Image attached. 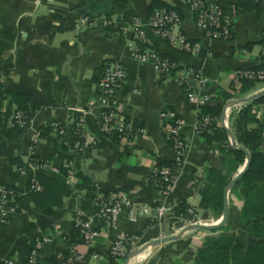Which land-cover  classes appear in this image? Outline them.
I'll return each mask as SVG.
<instances>
[{
    "label": "crops",
    "instance_id": "0c3cea01",
    "mask_svg": "<svg viewBox=\"0 0 264 264\" xmlns=\"http://www.w3.org/2000/svg\"><path fill=\"white\" fill-rule=\"evenodd\" d=\"M239 2L219 0L224 16L232 21V39L224 42L205 36L186 0H0V185L15 187L22 195L19 213L5 211V222H0V264L6 258L24 262L35 240L54 231L73 235L79 220L97 215L96 198L113 193L126 194L153 208L165 206L172 212L161 226L148 218L131 224L125 215L115 232L100 224L105 236L89 246L75 244L76 264H196L197 253L212 231L187 230L183 226L184 207L191 198L199 207L200 191L209 169L227 176L233 163L221 152L220 144L207 143L195 133L197 113L175 76H161L151 64L135 60L129 45L133 43L141 52H156L180 67L202 69L209 79L213 104L223 105L220 126L224 128L225 121L228 129H224L233 133V116L252 101L234 104L236 99L225 103L223 94L229 93L236 71L264 72V0ZM155 3L180 15L183 33L200 46L197 54L172 48L147 26ZM136 19L145 24L146 45L132 33L131 25ZM106 62L119 63L127 70V80L117 94L119 109L126 120L146 130L145 135L135 137L129 144L115 143L97 131L101 95L98 78L100 67ZM261 91L264 83L248 97ZM11 94L30 99L28 124L20 130L8 127L4 121L9 110L17 109L11 103ZM227 105L231 108L225 119ZM74 109L83 113L75 114ZM165 110L183 118L182 134L189 147L176 183L168 193L149 183L159 163L175 159L159 119ZM254 113L264 128V104L256 107ZM81 116L89 138L84 151L78 152L71 128L75 118ZM55 126L67 129L61 135ZM228 139L231 143L229 135ZM236 146L241 148L237 142ZM261 148L264 151V135ZM62 149L67 150V159L59 156ZM32 152L35 160L49 167L29 166ZM20 169L24 172L19 173ZM78 174L91 179L90 189L80 187ZM37 176L57 181L67 192L60 208L33 203L27 190L30 179ZM230 193L226 226L237 228L241 224V201L232 200ZM245 194L241 188L239 195ZM212 218L210 213L201 211V221ZM184 231L178 240L153 245ZM121 235L139 236L145 250L128 261H113L111 244ZM68 251L67 242L56 239L41 252L40 264L59 260Z\"/></svg>",
    "mask_w": 264,
    "mask_h": 264
},
{
    "label": "built area",
    "instance_id": "2783aa9c",
    "mask_svg": "<svg viewBox=\"0 0 264 264\" xmlns=\"http://www.w3.org/2000/svg\"><path fill=\"white\" fill-rule=\"evenodd\" d=\"M186 4L193 13L196 24L205 36L212 41H230L232 39V21L226 19L219 0H186ZM144 23L136 19L131 30L136 39L147 44L148 39L144 29ZM147 26L152 29L157 36L167 42L172 48L179 49L186 53L197 54L200 51L198 43L190 41L182 31V20L180 15L174 10L158 9L150 15ZM132 57L140 63L151 64L154 71L164 77L175 76L177 82L184 89L187 101L195 109L198 114L202 107H207L212 103L209 94V79L202 69L194 67H180L176 63L161 58L156 52H141L131 43L129 45ZM100 72V71H99ZM128 77L127 70L119 63L106 64L103 71L99 73L98 85L100 88V112L97 118V131L103 136H118L121 143L129 144L135 137L145 135L146 130L136 127L132 122L125 119L120 112V105L117 98L119 90L123 87ZM243 80L264 81V72L254 70H239L232 77V85L230 91L237 94L240 90ZM230 105L225 108V119L229 117ZM75 114H82L80 109H74ZM159 119L163 131L173 148L175 159L174 169L163 168L155 169L151 175L155 185L163 192L168 193L174 187L177 174L183 167L188 151V144L183 138L182 129L185 125L183 118L176 112L165 110L160 113ZM28 118L20 112H14L7 120V126L11 128L23 129L28 124ZM220 123L218 120L210 118L196 119L195 133L201 136L204 133L212 131L213 124ZM85 118H78L76 131L74 133L77 143L75 149L84 151L86 148V140L89 138L85 131ZM222 126L228 129L227 124L223 121ZM55 129L64 134V129L55 126ZM40 133L37 136L40 137ZM34 150V148H33ZM29 166L33 169H47L49 166L45 163L34 159L33 152L29 157ZM20 173L24 170L20 169ZM69 173V172H68ZM71 175V173H69ZM28 193L41 192L36 177L29 181ZM15 196L21 199L22 195L18 190L15 194L13 191L0 185V222L4 223L5 211L16 214L20 211L19 205H11L14 203ZM191 198L184 209L186 219L183 221L184 227L193 225H216L219 220L214 217L209 221L203 222L200 219L201 211L194 205ZM97 215L85 220H79L76 228L80 231L82 244L89 246L97 238L105 236L100 230V224H104L111 231L115 232L119 227V221L123 215L131 224H136L142 218L150 219L152 224L161 226L166 222L171 208L161 206L153 208L149 205L140 203L129 198L123 193H113L109 195H101L96 198ZM56 239H62L67 242L66 235L61 231H54L52 234L46 235L35 240L29 254L24 262L15 261L6 258L2 264H40V255L43 249L52 244ZM143 248L142 240L139 236L121 235L113 239L110 253L113 261L127 259L130 253L139 251ZM78 260L76 245L69 246L68 259L66 264H76Z\"/></svg>",
    "mask_w": 264,
    "mask_h": 264
},
{
    "label": "trees",
    "instance_id": "16d2710c",
    "mask_svg": "<svg viewBox=\"0 0 264 264\" xmlns=\"http://www.w3.org/2000/svg\"><path fill=\"white\" fill-rule=\"evenodd\" d=\"M245 1L248 0H240L239 4H243ZM157 4L155 3L151 6V12L158 9L170 10L166 6L158 7ZM262 44L264 46V38ZM163 59L175 63L169 58L163 57ZM106 64L109 63H104L100 67L101 71H103ZM254 71L263 72L260 69H255ZM263 83L264 81L243 80L241 88L237 94H232L231 91H229V93H224L223 100L226 103L229 100L247 98ZM10 96L13 99L11 100V103L17 106V109L14 112L23 113L28 118L29 97L17 94H11ZM263 104L264 96L248 103L239 113L233 116L232 131L235 140L241 148L246 149L249 152L252 158V163L248 172L237 183V185H235L230 193L232 194L236 192L237 197L241 201V224L237 228L225 226L219 230L212 231V235L207 238L205 244L197 253L196 264H264V151L261 148L264 128L259 125L258 119L254 113V109ZM14 112L9 110L4 115L6 125L8 118ZM222 112L223 105H214L212 101L209 106L202 107L199 110L197 117L198 119L207 117L220 121ZM77 122L78 118L76 117L74 125L71 128L73 133H75L77 129ZM60 127L65 130L67 129L64 126ZM108 137L115 143L120 142L118 136ZM201 137L204 138L207 143L220 144L221 152L227 155L233 163L229 175L227 176L223 172L217 171L214 168L209 169L205 184L200 191L201 201L198 208L210 213L216 220H219L224 212L225 188L229 180L238 173L241 167L244 166L246 155L241 151L232 149L228 139V131L222 128L219 122L213 124L211 132L204 133ZM58 154L62 159L68 158L67 150L65 149L59 150ZM69 159L71 160L72 158ZM163 168L174 169V162L162 161L155 169L161 170ZM77 178L82 182L80 185L81 188H91L92 182L88 176L78 174ZM36 179L41 187V192L29 193L33 203L39 207L53 206L60 208L62 206L63 198L67 196V192L63 187L53 179L42 176H37ZM149 183L155 185L152 178H150ZM3 187L13 191L15 194L18 193V189L15 187ZM241 188H244L246 191V194L242 197L239 195V190ZM11 205L21 206V199H18V196H15L14 203ZM186 207L187 206L184 208ZM239 230H242L245 233L246 238H249L250 240L247 241L244 239L238 232ZM66 238L69 246L75 245L79 242L82 243L80 231L77 228L73 232V235H66ZM67 259L68 254L59 260L51 261L49 264H66Z\"/></svg>",
    "mask_w": 264,
    "mask_h": 264
},
{
    "label": "water",
    "instance_id": "95a60500",
    "mask_svg": "<svg viewBox=\"0 0 264 264\" xmlns=\"http://www.w3.org/2000/svg\"><path fill=\"white\" fill-rule=\"evenodd\" d=\"M87 16L91 17V14H87ZM83 18L85 19L86 17H83ZM263 95H264V91H261V92L256 93V94H254V95H252L246 99L238 100V101L234 102V104L251 102V101H253V100H255V99H257ZM228 135L230 137V142H231L230 144H231L232 149L241 151L246 155L245 165H244L243 169L228 183V185L225 188L224 212H223L222 217L219 220V223H217L216 225H202V224L193 225V226L188 227L187 230L214 231V230H219L221 228H224L227 225L228 218H229L228 194L232 190V188L235 187V185H237V183L245 176V174L248 172V170L251 166V163H252V158H251V155L249 154V152L246 149L237 148L233 133L231 131H228ZM185 231L176 237H170V238H165V239H160L158 241H155L153 243V245H160L162 243H167V242H171L174 240H178L182 237V235L185 233ZM238 232L240 233V235L244 239H246L247 241L250 240L249 238H246V235L242 230H239ZM144 250H145V248H142L139 251H134V252L130 253L129 256L127 257L126 261H128L131 258L138 256Z\"/></svg>",
    "mask_w": 264,
    "mask_h": 264
},
{
    "label": "rangeland",
    "instance_id": "374dc122",
    "mask_svg": "<svg viewBox=\"0 0 264 264\" xmlns=\"http://www.w3.org/2000/svg\"><path fill=\"white\" fill-rule=\"evenodd\" d=\"M230 198L232 200H238L239 201V198L237 197V193L236 192L235 193H232L231 196H230ZM194 205H196V202H194Z\"/></svg>",
    "mask_w": 264,
    "mask_h": 264
}]
</instances>
